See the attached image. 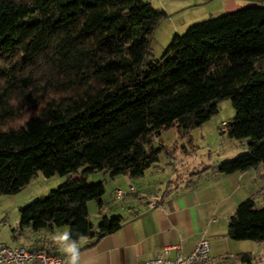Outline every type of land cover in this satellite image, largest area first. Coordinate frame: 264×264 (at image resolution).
Here are the masks:
<instances>
[{
	"label": "trees",
	"instance_id": "1",
	"mask_svg": "<svg viewBox=\"0 0 264 264\" xmlns=\"http://www.w3.org/2000/svg\"><path fill=\"white\" fill-rule=\"evenodd\" d=\"M165 15L145 0H0V195L38 172L67 177L20 207L21 228L67 227L76 242L117 232L121 216L91 221L89 202L103 213L106 186L88 174L144 177L163 129L186 133L224 98L236 111L225 131L247 139L248 152L217 171L264 163V5L195 23L150 59ZM228 236L264 242V205L239 202ZM237 258L253 264L250 253Z\"/></svg>",
	"mask_w": 264,
	"mask_h": 264
},
{
	"label": "crops",
	"instance_id": "2",
	"mask_svg": "<svg viewBox=\"0 0 264 264\" xmlns=\"http://www.w3.org/2000/svg\"><path fill=\"white\" fill-rule=\"evenodd\" d=\"M151 169L141 178L129 175L115 178L112 196L102 198L103 213L108 215L101 214L102 218L121 216L122 226L101 239L89 237L76 242L80 264H139L164 246L178 243L182 244V253L189 254L204 236L211 243L208 264H228L229 258L242 253L253 255L254 250H247L249 245L244 241L228 236L229 217L239 203L237 192L246 171L211 175L207 170L204 180L202 174L189 171L176 181L175 174L165 181L154 173L157 167ZM118 189L128 194L119 199L116 197ZM1 200L5 199H0V244L38 247L67 256L63 251L67 242L53 239L57 234L68 232L67 227L21 228L19 209L28 200L20 199L10 206H5ZM97 208L99 210L98 204ZM95 213V208L90 207L89 217ZM176 254V250L171 252V256Z\"/></svg>",
	"mask_w": 264,
	"mask_h": 264
},
{
	"label": "rangeland",
	"instance_id": "3",
	"mask_svg": "<svg viewBox=\"0 0 264 264\" xmlns=\"http://www.w3.org/2000/svg\"><path fill=\"white\" fill-rule=\"evenodd\" d=\"M151 2L157 9L166 13L158 23L153 33L150 59H159L177 33L183 34L187 29L200 21L218 17L228 12L247 6L264 5L263 0H145ZM218 112L199 126L190 128L183 133L178 127L163 129L161 134L154 138L157 147L163 146L159 162L151 171L162 177L159 180L168 181L175 174V181L191 172L202 174L203 180L210 174L219 173L217 167L241 154L248 152L247 139L230 138L225 131V123L235 116V109L230 98L218 102ZM165 170V171H163ZM245 177L240 180V189L237 192L238 202L248 197H253L256 206L264 205V163L257 168L246 171ZM121 176V175H120ZM119 177V176H117ZM151 177V174H148ZM67 177L55 175L46 177L38 172L29 186L16 195H0L5 206H10L18 200L27 201L29 204L37 198L47 195L51 190L59 187ZM90 183L104 181L106 196H112L115 178L103 172L90 173L87 176ZM158 177H155L157 179ZM104 197V196H103ZM236 198V197H235ZM96 210L90 219L97 226L103 220V215L98 212L96 201L89 202L88 208ZM107 214L108 213H103ZM11 215V213H10ZM249 245L247 250L253 251V264H264V242L242 240ZM237 256V255H236ZM235 255L228 259V264H247L241 262Z\"/></svg>",
	"mask_w": 264,
	"mask_h": 264
},
{
	"label": "built area",
	"instance_id": "4",
	"mask_svg": "<svg viewBox=\"0 0 264 264\" xmlns=\"http://www.w3.org/2000/svg\"><path fill=\"white\" fill-rule=\"evenodd\" d=\"M134 191V189H131ZM128 191L118 189L117 198H124ZM159 199V197H158ZM173 250L177 251L171 256ZM67 256L38 247L0 244V264H66ZM211 260V243L207 236L202 237L189 254L182 253V244L166 245L159 252L139 264H208Z\"/></svg>",
	"mask_w": 264,
	"mask_h": 264
},
{
	"label": "clouds",
	"instance_id": "5",
	"mask_svg": "<svg viewBox=\"0 0 264 264\" xmlns=\"http://www.w3.org/2000/svg\"><path fill=\"white\" fill-rule=\"evenodd\" d=\"M57 242H67L63 251L67 255L66 264H80L78 257V246L76 241L70 240V233L63 232L53 237Z\"/></svg>",
	"mask_w": 264,
	"mask_h": 264
}]
</instances>
